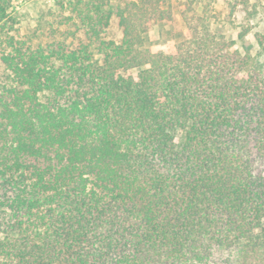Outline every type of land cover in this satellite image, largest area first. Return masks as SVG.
<instances>
[{
    "label": "trees",
    "instance_id": "16d2710c",
    "mask_svg": "<svg viewBox=\"0 0 264 264\" xmlns=\"http://www.w3.org/2000/svg\"><path fill=\"white\" fill-rule=\"evenodd\" d=\"M115 1H56L71 49L0 0V264H264V35L242 52L193 14L148 48L170 3Z\"/></svg>",
    "mask_w": 264,
    "mask_h": 264
},
{
    "label": "rangeland",
    "instance_id": "374dc122",
    "mask_svg": "<svg viewBox=\"0 0 264 264\" xmlns=\"http://www.w3.org/2000/svg\"><path fill=\"white\" fill-rule=\"evenodd\" d=\"M13 1L19 34L30 38L34 45L65 40L67 45L74 49L79 40H85L83 32L77 31L73 22L66 21L70 14L56 4L58 0ZM129 1L137 0H116L113 5L119 7ZM166 1L171 5L175 20L152 24L150 31L145 35V47L164 48L180 43L185 39V17L198 14L206 17L204 24L217 37L224 36L228 40H235L238 50L249 51L253 55L260 50L256 35H264V0H245L234 15L229 13L227 0H216L207 14L204 6L208 0H194V4H189L187 0ZM245 28L250 29V32L243 40H238V33ZM67 33H75L76 36L67 38ZM104 37L115 42L121 41L122 30L116 16L111 19ZM97 58L100 59V56ZM3 72L4 67L0 62V76Z\"/></svg>",
    "mask_w": 264,
    "mask_h": 264
}]
</instances>
